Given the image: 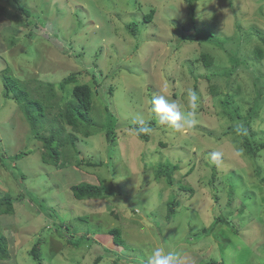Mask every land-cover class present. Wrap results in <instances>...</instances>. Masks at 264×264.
Segmentation results:
<instances>
[{
    "label": "rangeland",
    "instance_id": "374dc122",
    "mask_svg": "<svg viewBox=\"0 0 264 264\" xmlns=\"http://www.w3.org/2000/svg\"><path fill=\"white\" fill-rule=\"evenodd\" d=\"M193 4L191 14L185 0H0V198H11L13 209L0 215L10 254L0 264H39L30 254L37 242L40 264H148L160 245L177 254V264H264V0ZM196 31L206 39L183 41ZM6 70L28 82L30 93L38 81L77 74V84L91 87L98 121L106 106L115 115L113 146L103 132L76 134L78 154L66 145L70 158L42 163L29 124L3 98ZM74 85L57 96L69 100ZM160 94L177 100L194 123L160 125L151 111ZM230 111L249 117L248 125ZM138 118L154 129L148 141L128 128ZM245 130L259 145L254 157L243 145ZM213 151L222 153L218 161ZM168 164L175 166L172 186L156 176ZM80 182H103L110 194L76 200L70 188ZM112 228L121 230L123 245L114 243ZM79 237L76 246L67 242Z\"/></svg>",
    "mask_w": 264,
    "mask_h": 264
},
{
    "label": "trees",
    "instance_id": "16d2710c",
    "mask_svg": "<svg viewBox=\"0 0 264 264\" xmlns=\"http://www.w3.org/2000/svg\"><path fill=\"white\" fill-rule=\"evenodd\" d=\"M188 9L191 14L194 13V2L196 0H185ZM25 14L28 15L29 12L25 11ZM154 14V10H151L148 15L144 16V20L149 22ZM127 28L134 29L135 23L131 22L127 26ZM205 33L201 31H196L189 36H183V41L185 42H197L203 41ZM209 35V34H208ZM210 36H212L210 34ZM14 39L10 41V45L14 44ZM255 55L257 58L262 57L263 51L256 47L254 49ZM199 61H201L204 66H209L212 63L211 57L205 53H201L199 56ZM232 62L235 65H238L242 61L237 59L236 57L232 58ZM6 70L3 79V98L8 101H14L19 108V111L22 113L23 118L29 124L32 139L38 141L40 143L39 152L41 162L46 165H51L53 167L59 166L60 161L62 159L70 158L67 154V150L65 146H69L70 149L74 151V154H78L76 150L75 141L77 140L76 134H80L84 138H88L97 133H104L107 141L109 142V147H112L114 141L117 138V119L114 114L109 111V108L106 106L105 108V116L104 121L99 122L98 116L93 115V95L91 91V87L87 84H77V74H70L66 76L59 83H40L38 88L34 93H30V88L27 86L28 82L24 83L19 81L17 78L7 73ZM75 83V85L69 89V94L71 98L65 101V96H57V91H63L66 86ZM229 104V101L225 99L222 102V106L225 109ZM50 107L51 109L55 108V113L47 114L45 108ZM230 118L233 120L241 121L243 123L242 126H247L249 123L248 118H242L237 113L230 111ZM97 117V118H95ZM100 120V119H99ZM151 125V123H149ZM65 126L71 129L70 133L65 132ZM152 126V125H151ZM139 127V124L128 125V128L133 131V129ZM245 128V127H243ZM45 130L47 131L46 135L41 134V132ZM134 132V131H133ZM247 130H245V134ZM135 134V133H134ZM149 135L139 136L138 138L143 141H148ZM250 133H247V136L244 138V147L246 153L254 157L257 150L259 149V145H252L249 141ZM264 144V143H263ZM260 146H264V145ZM254 146L258 147L255 148ZM63 150V151H62ZM24 155V154H22ZM21 154L17 155L15 158H20ZM84 162V161H83ZM83 162H79L78 165H81ZM89 164L88 162H84ZM160 167V166H159ZM175 166L166 165L164 168H159L157 172V177L163 174L165 176V180L169 186H172V172H174ZM260 169V168H259ZM259 169L257 168V172L259 174ZM264 179H261L263 182ZM181 190H190V188L186 186H180ZM233 190L232 188H230ZM73 197L76 200H86V199H104L110 193L104 192L103 182H99L98 185H93L87 182H80L74 184L70 188ZM232 192V191H231ZM12 203L11 198L3 197L0 198V215L12 213ZM175 210L173 202L167 204V219L168 221L174 218ZM56 231L62 233V227L59 226L56 228ZM204 231V230H203ZM109 233L113 236L114 243L116 245H123V240L121 238V230L118 228H112L109 230ZM206 233V231L204 232ZM199 236V235H198ZM84 237H79L74 242L71 239H68L70 245H78L82 242ZM94 242L95 240L92 239ZM39 243H35V245L31 249V255L33 259L40 264V248ZM8 243L6 237L0 232V261H5L9 259L10 254L8 251ZM210 264H215V262H211Z\"/></svg>",
    "mask_w": 264,
    "mask_h": 264
},
{
    "label": "clouds",
    "instance_id": "9594fccd",
    "mask_svg": "<svg viewBox=\"0 0 264 264\" xmlns=\"http://www.w3.org/2000/svg\"><path fill=\"white\" fill-rule=\"evenodd\" d=\"M188 98L195 106L196 95L189 91ZM151 111L156 114L158 122L162 126H167L180 130L185 125L190 126L194 121L190 118L191 113H185L181 110V104L174 99H169L165 95H155L151 100ZM137 123L139 127L133 129L137 137L144 135H151L154 131L152 126L143 118H138ZM213 161H218L222 153L220 151H213L210 153ZM148 264H177V254L174 251L168 250L163 245L154 247L148 257Z\"/></svg>",
    "mask_w": 264,
    "mask_h": 264
}]
</instances>
